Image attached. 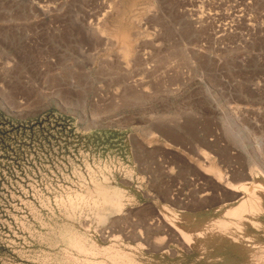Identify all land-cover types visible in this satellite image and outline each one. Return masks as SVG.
I'll use <instances>...</instances> for the list:
<instances>
[{
	"label": "rangeland",
	"instance_id": "obj_1",
	"mask_svg": "<svg viewBox=\"0 0 264 264\" xmlns=\"http://www.w3.org/2000/svg\"><path fill=\"white\" fill-rule=\"evenodd\" d=\"M263 163L264 0H0V264H255L164 211Z\"/></svg>",
	"mask_w": 264,
	"mask_h": 264
},
{
	"label": "bare ground",
	"instance_id": "obj_2",
	"mask_svg": "<svg viewBox=\"0 0 264 264\" xmlns=\"http://www.w3.org/2000/svg\"><path fill=\"white\" fill-rule=\"evenodd\" d=\"M121 31L123 32L125 30L121 29ZM130 39L127 40L130 41ZM125 44V47H123V54L127 57L132 53V48L130 43ZM210 172L213 174V176L219 183L224 181L223 179H226L222 171L219 169L211 168ZM240 177L242 180H245L244 183H241L240 185H235L228 181L224 185V187L228 190H232L233 194H231V198H233V200H237L234 203L224 205V207L221 209L219 208L220 210L218 211L216 209V211L213 212L211 216H208V213L204 214V212V215L198 216L197 214L198 217H192L187 214L181 215L180 212L178 214L169 210L164 211L166 218H168L170 221L168 224L172 223L170 224L171 227H173V229H175L177 233L181 236L182 241L185 243V245H188V251H190V245H193L196 248L204 249L205 246L210 245L211 243L222 244L224 242L231 241L232 244H234L235 242H240L246 245L249 249H251L256 258L255 264H264V172L262 169L259 168V171L258 173H256V175H252L246 171L242 172ZM117 192L118 191L115 190V192L110 194L109 197L106 198V202H112L116 208L120 209V207L123 206L124 203L119 200L118 197L120 196ZM102 194H106L105 191H103ZM231 201L232 200H230V202ZM160 227L162 228V226ZM167 237L165 236L166 239ZM205 263H207V261Z\"/></svg>",
	"mask_w": 264,
	"mask_h": 264
}]
</instances>
